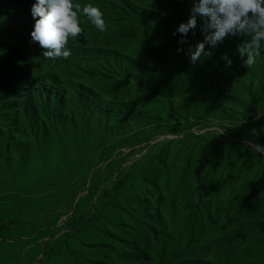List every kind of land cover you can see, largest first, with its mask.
Here are the masks:
<instances>
[{
	"label": "rangeland",
	"instance_id": "obj_1",
	"mask_svg": "<svg viewBox=\"0 0 264 264\" xmlns=\"http://www.w3.org/2000/svg\"><path fill=\"white\" fill-rule=\"evenodd\" d=\"M35 2L0 0L4 13L27 23L36 49L21 74L22 62L18 69V62L5 61L10 35L0 23V215L17 229L14 239H0V264H212L213 235L206 228L225 224L247 192L264 196V157L245 144L264 145V49L248 68L239 46L229 54L221 48L216 60L220 45H206L213 55L198 59L204 73L193 89L188 67L174 59L170 20L147 15L125 31L114 0L76 2L98 6L108 30L81 17L84 34L67 45L71 56L52 60L31 41ZM136 2L169 15L162 0ZM203 38L200 24L183 36L192 51ZM136 58L146 61L147 75L139 76ZM31 72L38 82L27 78ZM187 123L193 125L172 129ZM244 124L252 129L243 131ZM113 147L111 158L98 163L100 152ZM53 185L58 188L48 189ZM115 187L95 213L96 200ZM16 195L47 210L29 218V207L13 206ZM75 213L79 226L94 218L77 231L69 223ZM68 231L59 248L44 247ZM246 238L219 251L218 259L262 264L264 225Z\"/></svg>",
	"mask_w": 264,
	"mask_h": 264
},
{
	"label": "trees",
	"instance_id": "obj_2",
	"mask_svg": "<svg viewBox=\"0 0 264 264\" xmlns=\"http://www.w3.org/2000/svg\"><path fill=\"white\" fill-rule=\"evenodd\" d=\"M84 0H74V3L80 2ZM116 5L115 8L118 10V12H121L122 17L124 18V26L125 31L135 27L138 23L142 22L143 16H155L158 19L162 21L169 20L172 22V33H176V42L174 43L175 46V55L174 58L176 61L180 60L183 67H188L190 73H191V81L194 87H199L201 84V81L203 79V68L201 65H199L198 60L195 62V64L191 63L190 61V54L189 49L191 47V50L193 49V44L190 40H187L186 42L180 43L182 39V34L179 32H176V29L179 27L181 23H186L190 17V10L193 6L194 0H162L170 9H169V15H164L160 13H155L151 10H149L145 6H140L136 0H114ZM179 3L181 5L180 9L177 11L175 9V4ZM125 14V15H124ZM0 23L2 25L3 33L10 35V43L8 47V53L7 56L9 59H5L7 62L11 63H17L18 69H20L19 64L22 62V70L21 74H25V72H28L27 69L24 68V66L29 67L26 65L27 60L29 59L28 55L31 54V52H35L36 49L32 47L28 41V29H27V23H24V19L22 17H14L7 15L0 9ZM197 24H202V21L198 18ZM26 25V27H25ZM160 25H162L160 23ZM167 27V26H165ZM187 37V35L185 36ZM245 37L238 36V35H229L222 43H220V47L216 48L214 50V58L217 60L219 58V55L221 53V48H224L229 54L232 52V50L240 46ZM178 48H182L183 51L178 52ZM140 58V57H139ZM139 58H136L135 64H136V71L138 72L139 76L147 75L150 70H148L145 67V62H140ZM143 63V64H142ZM8 67H12L11 65L7 64ZM34 72L30 73V76L27 78L32 79V83L38 82V78L35 75H33ZM35 77V78H34ZM34 78V79H33ZM195 106L197 110L204 114L205 108L203 101L201 98H195ZM192 123H187L183 126L180 124H174L172 126V129L174 131H178L180 127L183 129H187L188 127L192 126ZM241 129L245 132H249L252 129V125L250 124H244ZM126 142H121L119 145V148L122 146H125ZM117 147L113 148H105L103 149L97 159L98 163L107 161L111 158L113 151ZM258 156V154L256 153ZM68 170L71 171L73 168L68 167ZM125 179H123L124 182ZM56 189L58 188V185L49 186L48 189ZM119 188L115 187L113 188L108 194H103L101 197H99L96 200V206H95V213H99L101 211V206L104 202V200L107 197H113L117 192ZM96 197V194L89 195V198ZM35 200H32L29 197H22L19 195L13 196L12 203L14 207H29L28 211L25 213V216L29 218H34L35 216L41 214L44 210H47V208H41V205L36 202ZM94 217L88 218L86 222L82 224V226H79L81 222H79L78 216L75 213L72 215V217L69 218L70 226L77 227V231H81L86 227ZM225 224H213L212 227L206 228L212 229V239H213V248L215 249L213 251V263L212 264H223L219 259V251H226V247H230L234 243L238 241L248 239V236L254 232V230L262 225H264V196L252 191L247 192L246 199L243 203V205L240 207V209L232 216H229L227 218ZM84 221V220H83ZM77 224V225H76ZM17 229L10 227V223L7 222L6 218L4 216L0 215V239L1 238H10L14 239V236L16 234ZM202 233L205 232V230L201 231ZM71 235V231L65 232L59 237L53 239L50 242H47L45 244V248H54L57 249L60 247V245ZM200 238V237H199ZM203 242V244L207 243L206 238H200ZM196 245V240H191L188 243V246L194 247ZM207 252V250H206ZM212 258V257H211ZM186 264H194V262H186ZM247 264V263H244ZM252 264H261L260 259L255 260ZM264 264V261L263 263Z\"/></svg>",
	"mask_w": 264,
	"mask_h": 264
},
{
	"label": "clouds",
	"instance_id": "obj_3",
	"mask_svg": "<svg viewBox=\"0 0 264 264\" xmlns=\"http://www.w3.org/2000/svg\"><path fill=\"white\" fill-rule=\"evenodd\" d=\"M31 15L35 20L31 41L45 49L43 57L52 60H67L71 56L67 45L84 34L81 17L100 32L108 30L103 11L90 3L82 6L74 0H36ZM198 18L202 21L200 27L204 38L195 45L194 51L190 47L191 63L195 64L202 55L211 57L213 53L205 50L206 45L209 49L216 48L229 35L246 38L239 46L240 56L247 57L244 65L248 68L256 63L264 49V0H194L188 21L176 29L182 34L180 43L184 42L183 36L196 29ZM180 51L183 49L178 48ZM221 59L226 61V66H231L232 61L226 55ZM252 132L258 135L256 129ZM245 144L250 151L264 157V145L251 141H245Z\"/></svg>",
	"mask_w": 264,
	"mask_h": 264
}]
</instances>
